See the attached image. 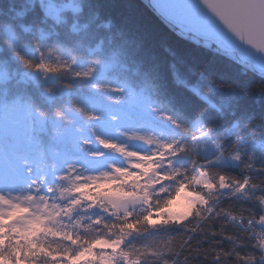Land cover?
Wrapping results in <instances>:
<instances>
[{
	"label": "trees",
	"instance_id": "1",
	"mask_svg": "<svg viewBox=\"0 0 264 264\" xmlns=\"http://www.w3.org/2000/svg\"><path fill=\"white\" fill-rule=\"evenodd\" d=\"M54 1H73L79 11L65 9L57 20L45 13L41 0H0V63L8 72H33L36 69L21 56L42 63L49 55H60L67 64H73V60L82 64L100 61L110 67L96 81L73 78L67 69L48 71L53 79L25 80L15 74L0 79V114H19L28 123L24 136L10 137L11 141L6 142L16 144L17 152H27L28 159L36 160L42 169L41 181L55 186L50 169L60 162L87 156L92 134L98 135V112L111 102L110 109L134 119L130 125L152 124L155 130L180 138L184 145L178 155L175 150L163 157L153 152L163 171L141 187L144 195L151 192L148 198L153 204L166 199L165 194L171 195L178 185L196 190L193 177L202 170L209 176L222 174L230 178L228 189L217 182L206 191L205 205L187 219L160 220L155 226H147L142 234L133 235L132 242L155 246L174 237L173 250L165 246L163 252L169 264H218L211 249L235 247L243 252L244 245H248L247 250L255 252L257 241L247 229L264 208V171L259 170L264 169V161L244 157L237 166L208 164L207 158L191 147L192 137L198 133L191 121L201 117L204 131L226 151L241 140L257 136L264 131V73L236 54L234 59L181 34L151 0ZM10 31L23 47L12 45ZM96 82L130 87L152 105L172 114L180 124H161L154 117L129 112L108 98L104 89L94 87ZM246 178L248 187L245 193H239L234 187L243 185ZM128 183L135 184V178ZM141 207L136 208L137 212ZM76 215L107 218V214L87 206ZM256 226L254 229L259 231ZM143 264L162 262L148 256ZM220 264L241 262L233 256Z\"/></svg>",
	"mask_w": 264,
	"mask_h": 264
},
{
	"label": "snow or ice",
	"instance_id": "2",
	"mask_svg": "<svg viewBox=\"0 0 264 264\" xmlns=\"http://www.w3.org/2000/svg\"><path fill=\"white\" fill-rule=\"evenodd\" d=\"M43 3L44 0H41V4ZM155 4L160 14L179 29L181 34L203 42L207 47L219 49L234 59V52L239 51L243 62L259 63L264 69V0H155ZM72 10L78 12L79 7L74 6ZM45 13L59 19L60 9L49 3L45 7ZM9 37L15 48L23 47L15 33L10 31ZM20 58L34 69L49 72L67 69L73 78H90L96 71L93 66L76 70L67 63H37L25 60L23 56ZM96 63L99 64L100 61ZM109 67L110 65L105 64V71ZM6 77V66L0 63V79ZM94 87L122 91L112 85L96 84ZM139 138L153 145L159 157L174 150L179 154L178 141L157 136ZM101 143L105 147H114L108 140H101ZM139 155L143 154H133V157ZM22 166L26 167V164L22 162ZM22 166H17L14 174L9 177L0 174V184L10 180L21 185L19 194L15 196L0 187L2 264H143L148 256L159 258L162 264H169L164 259L163 252L165 246L169 251L173 250L171 242L174 237L169 236L155 246H137L132 242L133 235L147 231L149 225L155 226L154 216L178 210L177 205L188 187L178 185L171 195L165 194L166 199L153 204L148 198L152 195L151 192L144 195L143 188L126 182L133 170L138 175L147 172L148 177L162 172L155 156H145L143 160L137 158L128 169L115 168L112 172L98 175L83 176L75 172L68 175L66 170L64 176L58 177L61 182L56 186L49 185L46 190L39 182L35 186L25 184ZM205 177V182L210 187L217 182L228 186L230 180L222 174L209 176L203 170L193 179ZM248 184L249 179L246 178L243 181L245 189ZM92 189L95 191H91ZM152 198L156 199L155 196ZM138 203L142 205L139 212L136 210ZM84 204L89 208L100 206L107 218L105 215H99L95 219L76 215ZM261 212L247 229L252 234L251 238L257 241V250L248 251V245H244L243 252L235 247L231 250L211 249L214 253L212 258L218 264L233 256L241 264H264V208ZM85 219L88 223H84ZM256 220L260 221L258 226ZM253 226L258 227L259 231Z\"/></svg>",
	"mask_w": 264,
	"mask_h": 264
},
{
	"label": "rangeland",
	"instance_id": "3",
	"mask_svg": "<svg viewBox=\"0 0 264 264\" xmlns=\"http://www.w3.org/2000/svg\"><path fill=\"white\" fill-rule=\"evenodd\" d=\"M51 3L57 9L61 11L65 9H73L74 6H77L73 1L67 2H55L54 0H44L43 8ZM56 19V18H55ZM61 15H59V19ZM79 61V60H78ZM75 62L70 64L74 69L79 70V66L82 65V68L93 66L96 68V71L93 75L87 79L96 81L101 78L105 72V64H82L81 62ZM46 62L52 64H64L66 60L63 56H51L49 55L46 59ZM69 64V63H68ZM15 74L20 78L27 80L28 77H31L35 80L43 79H53L47 70L36 69L33 72H19V71H7V77ZM6 77V78H7ZM96 84H100L96 82ZM102 85V84H101ZM122 91H114L111 88L103 87L105 90L103 92L108 98L118 101V105L126 108L129 112H133L140 117H144L145 114H151L159 123L164 124L168 123L172 126H178L180 122L170 113L162 110L161 108L152 105L147 97L143 94H137L133 89L126 86H115ZM100 90V88H97ZM202 96L206 99L208 97L202 93ZM100 102V101H99ZM98 102V105H99ZM106 108H101L97 115L96 132L98 135L92 134V141L89 144V152L87 156L82 160H68L64 161V164L61 162L58 163L56 167L50 169L49 173L54 180L55 186L61 181L58 177L65 175L66 170L67 174L71 175L75 172L78 175L89 176V175H98L102 172H112L115 168L128 169L135 159L143 160L145 156L153 157L155 156L153 152V145L149 144L146 140H142L140 136H157L161 139L174 140L178 141L180 149L184 148V145L181 143V139L167 134L165 131L155 130L152 124L142 125L135 127L129 124L134 122V119L128 118L124 115L123 111H116L112 108L111 102H107ZM102 107V105H99ZM24 117H21L19 114L14 116L12 115H3L0 114V174H3L5 177H9L14 174L17 166H22V162L26 164V167H23V179L25 184H33L35 186L36 182H39L45 190L47 189V184L44 180L41 181L40 173L41 167L36 160L28 159L27 152H17L16 149L18 146L16 144L11 145L6 141H11L10 137L21 138L27 132L28 123L23 121ZM179 122L176 124L175 122ZM199 121V124H197ZM191 126L198 133L192 137L191 147L192 149L202 156L207 158V163L212 165H239L244 157H248L250 160H260L264 161V131L258 134L255 137L250 139H245L237 142L234 147L228 151L221 149L211 138V135L208 131H204V124L201 117H196L191 121ZM101 140L111 141L114 147H105ZM8 143V145H7ZM7 147L10 150H7ZM133 154H143L138 157H133ZM159 166V165H158ZM202 171L199 172V174ZM157 173H154L153 176L148 177V173L145 172L144 175H138L135 170L132 171L131 175L128 176L127 181L129 182L130 178H135V181L139 187H142L146 184L152 182L153 178ZM147 177V179H146ZM207 177L204 179H195L193 186L196 190L186 188L185 195L177 205L178 210H174L167 214H159L154 216L153 219L158 223L160 220H176L182 221L187 219L196 209L205 205L206 196L205 192L212 190L214 186H209L206 183ZM0 187L4 188L6 191H10L13 196L18 195V189L21 185H18L10 180L5 181V183L0 184ZM223 189H228L230 186L222 185ZM236 190L239 193H245L244 185H237ZM91 191H95L92 189ZM148 195V194H145ZM86 204L82 205L77 211L83 209ZM141 206L139 203L136 205V208ZM95 211L100 212L104 211L100 206L91 207ZM260 224V221H259ZM2 264V261H0Z\"/></svg>",
	"mask_w": 264,
	"mask_h": 264
},
{
	"label": "water",
	"instance_id": "4",
	"mask_svg": "<svg viewBox=\"0 0 264 264\" xmlns=\"http://www.w3.org/2000/svg\"><path fill=\"white\" fill-rule=\"evenodd\" d=\"M151 3H152V5L154 6V8L159 12V10H158L157 7L155 6L154 2L151 1ZM159 13H160V12H159ZM234 53H235V54H236V55H237V56L243 61V57H242V55H241V53H240L239 51H235ZM258 55H259V54H258ZM251 65L253 66V68H254L255 70L264 73V69H262V68L260 67L259 63H257V64H251ZM145 116H146V117H151L150 114H145Z\"/></svg>",
	"mask_w": 264,
	"mask_h": 264
},
{
	"label": "bare ground",
	"instance_id": "5",
	"mask_svg": "<svg viewBox=\"0 0 264 264\" xmlns=\"http://www.w3.org/2000/svg\"><path fill=\"white\" fill-rule=\"evenodd\" d=\"M153 2H154V4H155V0H152ZM155 6H156V4H155ZM158 9V8H157Z\"/></svg>",
	"mask_w": 264,
	"mask_h": 264
}]
</instances>
